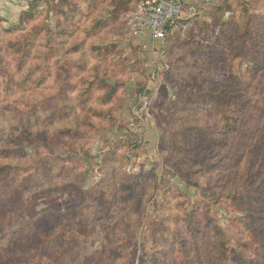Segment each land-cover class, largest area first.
<instances>
[{
	"label": "rangeland",
	"instance_id": "rangeland-1",
	"mask_svg": "<svg viewBox=\"0 0 264 264\" xmlns=\"http://www.w3.org/2000/svg\"><path fill=\"white\" fill-rule=\"evenodd\" d=\"M55 1L60 0H0V54L9 56L5 42L6 29L14 25L42 23L44 19L49 28L50 44L57 47L59 31L67 19L52 8ZM139 1L141 0H136L116 23L100 33L103 45L106 44V48L112 49L113 54L118 55L121 60L124 59L132 67L134 74L127 81H124V75L114 77L113 102L101 112L99 118H93L91 123L82 122L79 126L80 131H92L88 142H84V155L80 156L70 145L72 143H68L69 140L67 143L58 140L61 139L58 131L56 135H51L50 147L42 145L38 140L30 141L28 137L15 141L7 134L0 140L2 144L14 149L15 154L7 157L8 160L24 167L20 172L12 173L0 186V227L10 229L24 223L27 221L26 216L50 206L53 200L64 210L80 202L83 190L94 193L98 188L105 187L108 193H115L114 203L117 207L111 204L109 197L100 198L105 207L115 212L104 213L102 203L97 202L94 195L85 206V210L89 209L85 222L72 221L59 225V230L64 235H78L88 243L90 249L93 248L89 257L90 264H98L94 255L101 256L105 243V247L111 248L108 253H102L108 257L104 264H118L121 261L127 264H259L264 260L259 251L244 250L248 242L255 248L257 241L252 235L248 239H241L240 236L244 235L246 228L254 233L259 231V222L255 220L250 223L249 216L263 212L255 205L231 201L230 197L217 201L221 190L219 192L218 189L213 190L210 187L200 164L194 166L196 171L191 182L176 173L167 162L168 152L162 142L161 126H165L167 120L172 117L180 122L189 120L188 114H182L183 110L187 111L186 108L196 110L198 107L205 113L212 103H228L230 109H234L238 103H243V113L254 117L263 115L264 80H254L250 74L253 61L244 58L237 42H231L229 46L222 45L219 41L218 44L215 43V32L218 31L220 39L222 22L218 27H204L205 31L201 32L202 22L196 20L197 33L192 34L190 31H184L192 24L186 23L183 26L185 22L180 19V28L176 34L162 42L160 48H154L152 51L149 46L140 45L138 39L126 27L127 13L135 9ZM225 2L226 0H218V3L211 5H222ZM100 7L103 13L99 14V18L102 17L104 21L108 18V8ZM230 15L231 12L227 11L222 21H227ZM211 20L208 19L209 22ZM182 35L188 40L184 46L186 51L195 46L196 41H199L200 48L205 46V50L198 48L192 55L201 57L199 60L197 58L196 62H184L179 68L183 72L195 69L198 73L179 77L181 75L173 72L168 77L167 71L173 56L184 51L177 52L171 48L173 41H180ZM205 36H208V40ZM208 54L218 57L217 72L205 71V63L201 59L205 60V55ZM14 64L17 62L14 61ZM232 73H235L236 77H233ZM1 78L0 91L9 94L0 95V123L7 133L12 131L7 122H12V118L21 113L15 108L16 102L13 100L19 90L17 88L12 91L10 82L2 76ZM250 78L252 82L248 88L242 81H249ZM108 79L110 80V77ZM225 85L229 87L225 89ZM218 89L228 92L222 93ZM226 93H229V96L224 98ZM174 103L179 104V107H175ZM45 104L51 107L50 103ZM79 109L83 110L84 107L80 106ZM5 111L9 115L8 118L3 117ZM168 132L171 133L172 130ZM51 154L53 157L49 161L48 156ZM47 162H52L58 169L54 179L48 180L52 186L44 180L46 175L35 173L37 167L45 170ZM64 162L69 164L68 170ZM120 170L121 172H118ZM110 173L113 174V182L110 181L112 188L107 185L109 181L106 182ZM128 174L142 177L146 175L142 183L148 187V193L141 208H129L131 205L124 197L127 194H123V199L122 194L119 195L118 181L121 182L120 185L126 183ZM218 183L224 182L218 179ZM225 195H228V189ZM5 198H10L8 203H3L6 202ZM7 208L10 211L6 212ZM195 209L199 211L196 214L193 212ZM197 217L199 224L195 223ZM118 220L121 224L117 226ZM110 225L119 229L116 234L121 237L119 245L122 246L119 248L113 247L117 245V240L109 238ZM128 227L136 233L133 235L131 232L128 235ZM194 227H198L199 231L188 235V231ZM182 234L190 240H198L203 258L205 253L210 258L205 257L204 263L199 262L201 259L192 260V255L199 251L193 244H188L187 249H183V255L178 253ZM219 241L223 243L227 256L224 262L219 259ZM43 248L46 250L40 252L42 264H72L71 260L64 259L62 255V243L61 247H55L49 242ZM25 250L30 255V261H34L36 250Z\"/></svg>",
	"mask_w": 264,
	"mask_h": 264
},
{
	"label": "trees",
	"instance_id": "trees-1",
	"mask_svg": "<svg viewBox=\"0 0 264 264\" xmlns=\"http://www.w3.org/2000/svg\"><path fill=\"white\" fill-rule=\"evenodd\" d=\"M135 3L136 0L55 1L52 8L67 19L59 31L57 47L50 44L49 28L45 19L42 23L14 25L6 29L5 42L9 56L0 54V82L2 76L4 80L10 82L12 91L18 88L19 93L13 97V100L16 102L15 108L21 113L13 117L12 122H7V125L12 127L10 132L6 133L0 123V140L7 134L15 141H19L21 137H28L30 141L38 140L37 142H41L42 145L50 147V137L58 131L61 134H57L61 138L58 140L65 143L69 140L68 143H72L70 145L74 150L80 156L84 155L85 149L82 148L84 142L90 139L92 131H84L91 129L80 131L79 126L82 122L91 123L93 118H99L101 112L113 102L114 77L124 75V81H127L134 74L132 67L124 59L121 60L118 55L113 54L112 49L106 48V44L103 45L100 33L116 23ZM100 6L108 8V18L104 21L102 17L99 18L102 12ZM227 11H230L231 15L224 22L222 20ZM209 18L212 19L211 22L208 21ZM196 20L202 22L201 32L205 31L204 27L213 25L218 27L222 22L220 39L216 31L215 43L218 44L219 41L222 45L229 46L231 42H237L241 46L244 58L253 61L250 74L255 78L254 80H264V0H226L222 5L208 4L199 14L183 19L184 22L192 24L184 31L196 34L198 29ZM170 36L174 34H166V40ZM181 38L178 42L173 41L171 48L177 52L184 51L173 56L169 73L167 71L168 77L173 72L181 75L179 77H189L198 73L195 69L186 72L179 70L184 62H196L197 58L198 60L201 58L192 56L195 50L200 48L199 41L186 51L184 46L188 40L184 35ZM205 38L208 40V36ZM200 49L205 50V46ZM205 57V60L201 59L205 63V71L217 72L218 57L209 54ZM14 61L17 62L16 65ZM232 75L236 77L235 73ZM242 82L249 88L252 79ZM227 87L229 85H225V89ZM218 90L222 93L228 92L223 89ZM0 95L9 94L0 91ZM227 96L229 93L223 95L224 98ZM46 102L50 103L51 107H48ZM173 105L179 107L177 103ZM80 106L84 109L80 110ZM209 107L205 113H202L198 107L196 110L186 108L187 111L183 110L182 114H188L189 120L180 122L172 117L167 120L165 126H161L163 127L162 142L168 152L167 162L176 173L186 177L189 182L196 171L194 166L200 164L210 187L213 190L218 189L219 192L221 190L217 201L230 197L231 201L240 204L249 203L258 207L263 213L260 215L253 213L249 216V222L258 221L259 231L254 233L244 228L245 233L240 237L248 239L252 235L257 245L253 248L254 246L248 242L244 250L255 249V252L259 251L264 257V113L255 117L243 113V103H238L234 109H230L228 103H212ZM0 113H2L1 109ZM242 114L244 115L240 118ZM3 117H9L6 111ZM158 124L160 126V121ZM170 130L171 133L168 132ZM12 148L0 141V186L12 173L24 169L13 160H8L7 157L15 154ZM52 157L53 154L48 156L49 161ZM114 160L116 161L115 158ZM64 164L68 170L69 164L65 162ZM45 168L41 170L37 167L35 173L40 176L46 175L44 180L47 181L54 179L58 169L52 162H47ZM145 176L128 174L126 183L120 185L121 182L118 181L119 195L122 194L123 199V194H127L124 197L131 205L129 208H141L145 203L148 193V187L142 183ZM112 177L113 174L110 173L106 180L109 181L107 184L109 188H112L110 183L113 182ZM218 179L224 183L219 184ZM48 183L51 185L49 181ZM227 189L228 195H225ZM81 195L78 204L70 205L64 210L57 205L56 200H53L50 206L26 216L27 221L24 223L10 229L0 227V264H42L40 252L46 250L43 247L49 242L55 247H61L62 243L64 251L62 255L64 259L71 260L72 264H90L89 257L93 253V248L90 249L88 243L86 244L78 235L73 233L64 235L59 230V225L72 221L85 222L89 212V209L85 210V206L94 195L97 202L102 203L100 197L103 196L109 197L114 207L117 205L114 203L115 193H108L105 187L98 188L94 193L83 190ZM9 199L5 198L6 202L3 203H8ZM102 210L107 214L115 212L105 207L103 203ZM5 211L10 210L7 208ZM128 212L131 214L130 210ZM193 212L196 214L199 211L195 209ZM197 218L195 223L199 224V217ZM118 222L119 220L117 226L121 224ZM110 226L109 238L113 237V240H117V245L113 247L119 248L122 246L119 245L121 237L116 235L119 229ZM130 228H127L128 235L131 232L134 235L136 232L131 231ZM197 231L199 228L194 227L188 231V235H193ZM188 244L196 245L199 250L192 255V260L201 259L199 262L204 263L205 257L210 258L206 253L203 258L198 240H190L187 236L183 237V234L178 253L183 255V249H187ZM104 245L107 246V243ZM105 246L101 250V256L94 255L98 264H104L108 259L102 253H108L111 246ZM27 248L36 250L34 261H30V255L25 250ZM217 250L220 261H226V252L221 241ZM260 262L259 264H264V260ZM118 264L127 263L121 261Z\"/></svg>",
	"mask_w": 264,
	"mask_h": 264
},
{
	"label": "built area",
	"instance_id": "built-area-1",
	"mask_svg": "<svg viewBox=\"0 0 264 264\" xmlns=\"http://www.w3.org/2000/svg\"><path fill=\"white\" fill-rule=\"evenodd\" d=\"M182 0H141L126 16V27L134 36L149 32L164 40L167 26L182 16Z\"/></svg>",
	"mask_w": 264,
	"mask_h": 264
},
{
	"label": "crops",
	"instance_id": "crops-1",
	"mask_svg": "<svg viewBox=\"0 0 264 264\" xmlns=\"http://www.w3.org/2000/svg\"><path fill=\"white\" fill-rule=\"evenodd\" d=\"M182 1L184 7L182 16L173 23H171L169 27H167L166 33L169 35L176 34L177 30L180 28V24H181L180 19H186L192 17L193 15L199 14L208 4L218 3V0H182ZM186 23L187 22H185L183 26H185ZM135 37L138 39L140 45L145 44V46L146 47L149 46L152 49V51L154 48H160L161 43L167 41L166 38L164 40L154 39L149 32H146L142 35H138Z\"/></svg>",
	"mask_w": 264,
	"mask_h": 264
}]
</instances>
